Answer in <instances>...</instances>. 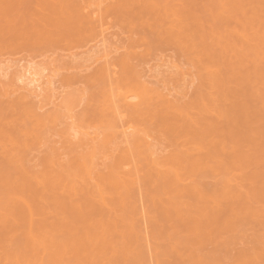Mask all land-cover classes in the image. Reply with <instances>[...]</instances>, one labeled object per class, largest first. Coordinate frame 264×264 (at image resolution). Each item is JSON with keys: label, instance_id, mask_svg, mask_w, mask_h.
<instances>
[{"label": "bare ground", "instance_id": "bare-ground-1", "mask_svg": "<svg viewBox=\"0 0 264 264\" xmlns=\"http://www.w3.org/2000/svg\"><path fill=\"white\" fill-rule=\"evenodd\" d=\"M51 1L54 4L56 13L61 16L64 15L65 4L70 3L71 6L72 3V0ZM97 1L99 2V0ZM212 2L219 15H226L229 18L228 21L243 25L241 30L236 24L234 26L226 24L223 31L218 33L217 39L224 44L221 55L223 56L224 52L226 58L232 56L230 54L232 50H240L241 45H244L243 95L247 97V100L234 105L233 108L237 111L239 119L246 118L248 124L253 125L258 119L264 120V89L261 87V85H264V0H212ZM91 4L94 3L91 2ZM74 5L76 6V4ZM132 5L135 7L138 5L145 6L147 17L145 18L143 14L136 18L129 16L131 24H134L132 25L133 29L141 31L140 28L142 27L143 31L144 27H147L150 29V31L148 30L150 33L145 32V30L139 33L145 38H149L152 34L151 36L156 39L164 40L165 45L167 43L173 45L196 66L199 76H201V84L197 92L200 100L206 98L208 89L210 90L209 98L211 101H214L215 96H218L220 92H224L222 85L224 81L220 77L223 69L218 66V58L214 55L212 45L206 40L204 26L207 23L194 15V11L189 8L188 0H123V2H117L116 0L113 8L119 6L127 11L125 9L132 8ZM70 8L68 7V10ZM69 13H71L70 18L65 19H75L73 24L76 26L81 27L82 23L86 22L84 30L92 31L95 29L93 23H95L99 11L98 14H95V18L93 17L94 12L91 13L92 16H87L88 19H80L83 17L79 18L77 16L76 18H79V21L76 18L72 19V12ZM78 14L80 13L78 12ZM127 15L129 14L127 13ZM214 21L217 22V19ZM218 22L220 24L225 23L221 19H218ZM75 25L74 27H76ZM37 33L40 35L38 29ZM238 39L242 41L238 43ZM105 52L104 50V53L99 54L98 51V55L95 54V58L92 57L95 61L101 60L109 53L106 54ZM130 54L126 56L127 58L125 57L124 62L122 60L123 66L126 65L127 68V65L131 67L130 64L133 61L131 59L136 57V55L135 57L132 55V52ZM92 57L89 59L91 60ZM231 60H233V57H231ZM238 61L241 62L240 57ZM22 66H20L21 69ZM24 68L23 72L19 71L20 74L17 79L19 82L24 83V85L21 83L24 88L19 87L22 90L26 89L33 94H38L39 91L41 92L38 89L44 86L42 83L44 72L42 73L40 68H34L35 70H33L32 66ZM107 68L108 66L106 68L104 66V69L97 74L100 78L106 77V82L102 79L104 84L101 85L102 88L98 96L100 102L98 107L100 104V108L93 110L92 113L95 124L91 126L90 124L83 125V123L72 122L67 140L71 145L68 148L69 150L61 153L53 151L48 154L44 158V169L41 173L31 174L25 170L24 148L26 139L32 137L36 141L42 142L49 124L58 120L60 114H40L35 109L28 108L16 115L18 117L16 121L10 119L5 121L8 125L0 127V146L5 160L4 165L0 166V180H2L0 188L7 197L6 200L0 202V229H5L0 230V258L4 260L5 264H144L143 258H139L141 252L138 253V251L142 250L139 247L140 250L135 249L131 255L127 252L114 254L116 245L120 244L121 237L125 233L121 231L113 232L106 227L104 217L105 209L109 211L116 210L115 217L112 215L109 217L110 224L116 227L122 222L124 225L129 224L131 226V236L135 238V247L137 246L136 243L140 241V232L137 229L140 227H136L139 225H137L135 217L122 219L116 208V197H129L130 194L129 196L126 194L129 191L128 188L132 185L133 187L138 185L136 182L140 177V171L144 170L143 163L146 160L142 162L139 158L138 161L142 164L140 163L138 168L142 165L143 169L132 168L136 163L131 158V155H133L131 152L135 154L140 152L141 155H137L142 156L149 150L143 158H148L147 161H151L154 157L157 158L156 161L158 162L153 160L151 162L152 166L149 168L150 170L153 169L152 171L156 170V173H153L154 177L147 168L150 164L145 163L147 172L151 174L148 175L157 178L156 181L152 180L153 178L151 179L155 183L160 182V180L165 182L162 183L165 187L163 185L162 188H164L161 191L172 200L178 199L184 202L187 197L201 198L204 201L198 202L205 209L213 205L218 206L221 198L235 204L241 197L251 202L256 196L252 186L243 191V186L236 185L233 172L240 170L241 165L229 166L233 160L248 163L250 156L240 152L234 141L226 144L222 130L219 131L215 127L218 123L216 120L201 118L198 111L192 110L194 106H187L189 104L186 106L181 104V107L178 101L171 100L162 89L151 86V84L148 85V82L142 80V76H138L134 70H131L130 74L126 73L125 79L120 76L122 79L117 78V80L115 78V81H113L114 73L111 75ZM7 71L4 70L5 73ZM120 79L121 81H119ZM10 82H7V84ZM19 82L18 84H20ZM12 86L9 84V87ZM46 86L48 87V85ZM52 86L50 87L52 88ZM249 100L255 102L256 110L253 109L254 106ZM156 104L160 107H155ZM204 107V111L212 113L213 117L216 114L217 119L228 116L230 111L228 105H222V110L211 108L207 103ZM129 113V116L136 114V118H141V120L138 121L135 116H132L134 117L133 120L130 121V119L125 123V115ZM224 120L227 121L228 118L226 117ZM142 122L143 125H140ZM133 124L139 126H133V128ZM146 124L148 128L156 124L153 129L155 133L169 132L171 140H175V144L179 149L172 153V156L168 155L162 160L161 158L158 159L156 157L158 151L154 149L153 143L151 144V141L148 140V136L152 135L150 131L152 128L150 130L145 129ZM187 124L192 128L189 133L185 131L186 128H183ZM141 126H143L144 131ZM90 127H94L95 130L91 132ZM136 128H139L138 132L140 131V134L138 132L134 133V131H137ZM227 133H230L229 128H227ZM129 134L134 140L130 141L134 149L136 147L140 150H137L138 152L131 151L129 147H126L127 145L122 147V150L119 148L121 152L118 150L116 161L108 166L110 170L104 174L99 168L98 159L104 157L108 152L113 155L116 151L113 148L118 145V142L114 143L116 139L119 136L120 138L126 136L128 139ZM126 138L124 139L125 142ZM114 144L116 147L113 146ZM151 148L154 150H151ZM111 149L114 151L111 152ZM66 155L68 157H65ZM227 156H229L230 162L227 160ZM134 160L136 161L137 157ZM132 161L134 165L130 167ZM215 163L217 166L214 165ZM14 165L20 166L22 171L17 174L12 173L11 169ZM215 172H217V175ZM211 175L218 176L221 184L220 192H207L199 181V179ZM189 180H192V182H188ZM166 189L168 193H165L164 190ZM209 195H211V199L208 198ZM208 199L210 201L207 203ZM136 205L132 203L134 211L138 208ZM192 208L194 209V207ZM45 216H48V218L46 219ZM200 218V216H195L194 220ZM203 219L215 221V217H211L210 214L204 215ZM189 227L192 230L198 228V226L193 227L192 225ZM16 233L20 237L17 242L7 237L9 234L13 236ZM145 237L147 238V236ZM262 256L253 258L252 261L260 259ZM158 258L157 256L155 259L159 260ZM131 259H133L132 262Z\"/></svg>", "mask_w": 264, "mask_h": 264}, {"label": "rangeland", "instance_id": "rangeland-1", "mask_svg": "<svg viewBox=\"0 0 264 264\" xmlns=\"http://www.w3.org/2000/svg\"><path fill=\"white\" fill-rule=\"evenodd\" d=\"M75 1L72 0L71 2L76 4V6H73L72 3L71 6L70 3L65 4L64 15L66 16H61L56 13L51 0H0V127L8 125L5 121L10 119L16 121L18 119L16 115L28 108L35 109L40 114H60L58 120L49 124L42 142H38L32 137L26 139L24 148L25 170L31 174H39L44 169V158L48 154L53 151L61 153L69 150L68 148L71 145L67 140L72 122L83 123V125L90 124L91 126L95 124V118L92 113L93 110L100 108V104L98 107V103H100L98 96L102 88L101 85L106 82V77L100 78L97 74L104 69V66L105 68L108 66L107 69H109L111 75L114 73L113 81H115V78L124 77L126 73L130 74L131 70H134L138 76H142V80L144 79L148 82V85L151 84V86L162 89L171 100L175 99L180 105L184 104L183 106L187 104H189L187 106H194L192 110L198 111L201 114V118H211L218 122L215 127L219 131L222 130L226 144L234 141L238 145L237 148L240 152L250 156L248 163L233 160L229 166L241 165L240 170L233 172L236 185L243 186V191L247 190V187L252 186L256 196L251 202L241 197L235 204L221 198L218 206L213 205L205 209L198 202L204 201L201 198L187 197L184 202L178 199L172 200L161 191L165 187L162 183L165 182L160 180L161 183L158 181V183H155L154 181L157 178H153V173H156V170L152 171L153 169H149L152 166L151 162L153 160L156 161L157 158L155 159L152 156L154 159L151 157V161H147L148 158L144 159L143 157L149 150L145 155L139 156L141 155L138 152L140 149H136V147L134 149L133 144L130 142L133 140L131 134H129L128 139L126 136H122L123 139L119 136V139L117 138L116 142H114L115 144L118 142L116 146L119 147L117 148L114 144L113 146L116 148L113 149H116V151L111 149V152L112 150L114 151L113 155L108 152L104 157L98 159L99 168L102 172L104 174L109 172L110 168L108 166L116 161L119 148L122 150V147L127 145L126 147H129L131 151L136 152L138 150L136 154L131 152L133 154L131 158L137 165H134L132 161L133 163L129 166L134 165L135 167L133 166L132 168H138V165L146 160L145 163L150 164L147 168L153 177L149 176L151 174L147 172L145 163H143L144 170L140 171V177L142 178L138 177L136 182L138 185H134V187L132 185V187L128 188L129 191L126 190V194L128 196L130 194V196L116 197L118 215L122 219L134 216L137 225H139L136 227H140V231L137 229L140 232V238L138 237L140 241L137 242L139 244L136 243V247L134 244L135 238L131 236V226L129 224L124 225L123 222L117 227L110 224L109 217L111 215L114 216L116 210H104L106 227L113 232L121 231L125 233L121 237L120 244L116 245L114 254L127 252L131 255L139 247L142 249L138 248L140 250L138 253L141 252V257L139 256V258H143L144 264H158V262H160L159 264H264V120L258 119L255 124L249 125L246 118L239 119V115L233 107L247 100V97L243 95L244 45H241L240 50H232L230 52L232 56L226 58L224 52L223 56L221 55L224 44L217 39L218 33L223 31L226 24L234 26L236 23L228 21L229 18L226 15H219L212 0H188L189 8L194 11V15L198 16L204 23H207L204 26L206 40L212 45L214 55L219 61L218 66L223 69L220 77L224 81L222 83L224 92H220L218 96H215V100L211 101L209 98L210 90L208 89L206 98L200 100L197 92L201 84V76H199V71L188 60L187 56L182 55V52L173 45L169 43L165 45L164 40L156 39L151 36L152 34H150L149 38H145L139 33L142 31L141 26H139L141 31L133 29L132 25L134 24H131L132 17L136 18L143 14L147 18L145 6L138 5L135 7L132 5V8L129 7L125 9L127 11H124L119 6H115V9L113 8L116 0H112L113 2L111 0H102V2L101 0L99 2L96 0V5L95 0H86V2L85 0ZM91 2L94 4H91ZM117 2H123V0H117ZM110 5L112 6L111 8ZM68 7L71 8L68 10ZM76 9L79 10L76 11ZM106 9L108 10L106 11ZM98 11L99 15H96V17L98 16L100 21L97 17L96 20L98 21L96 22L95 20V23H93L95 26L94 30H84L86 22L83 20V27L73 24L74 18L77 16L79 18L83 17L80 19H85L89 15L92 16L93 14L91 13L94 12L93 17L95 18V14H98ZM69 12H72L71 18L74 20L65 19L70 16L71 13ZM78 12L80 14L77 15ZM117 14L120 15L118 16ZM131 14L135 15L132 16ZM79 18L76 19L79 21ZM215 19H217V22L214 21ZM218 19L225 23L220 24ZM236 25L241 30L243 29L242 24ZM37 29L40 31V35L37 33ZM144 30L145 32L150 31L147 27H144ZM149 31L148 33H150ZM241 41V39H238V43ZM104 50L106 54L109 52L108 55L101 60L95 61L93 59V57L95 58L94 55H98V51L99 54H102ZM131 52L134 57L136 55V59L131 56L133 61L130 62L133 66L130 64L131 67L127 65V68L125 67L126 65L123 66L122 60L124 62L125 57L131 55ZM91 57L92 59L90 60L89 58ZM231 57H233V60H231ZM239 57L241 62L238 61ZM21 65H23L22 69ZM27 66H32L33 70H35L34 68H40L42 73L44 72L42 78L44 86L42 85L43 87L38 89L41 90V92L39 91L40 95L39 93L33 94L26 89L22 90L24 88L22 84L24 85V83L17 80L20 72H23L22 70ZM3 67L5 71L8 70L6 73ZM102 79L105 81L102 82ZM9 81L13 83L7 84ZM9 84L13 86L9 87ZM261 87L264 89V85H261ZM47 88L48 90H46ZM249 102L254 106L253 109L256 110L255 102L253 100H249ZM206 103L209 107L217 108L218 110H222V105H228L230 107L228 116L217 119L216 114H214L213 117L212 113L204 111ZM155 107L160 106L156 104ZM129 115L130 113L125 115V123L130 119L132 121L134 118L132 116L136 114ZM226 117L228 118L227 121L224 120ZM140 125H143V122ZM133 126L137 127L139 125L133 124ZM189 126L187 124L183 127L186 128L185 131L187 133L192 130ZM154 127H156V124H153L152 127L149 126V128L146 124L144 128H148V130L152 128L150 130L152 135L147 136L151 144L153 143L154 149L158 151L156 157L162 160L165 156H172L171 154L179 149L175 144V140H171L169 132L155 133ZM141 128L143 130V126ZM227 128L230 129L229 134L227 133ZM89 129L91 132L95 130L94 127ZM138 130L139 128L134 133L138 132ZM125 138L127 139L126 142L124 141ZM74 140L76 141V139ZM154 149L151 148V150ZM134 155L137 157L136 161L134 160L136 159ZM65 157H68V155ZM262 157L263 159H261ZM138 158L142 162H139ZM227 160L230 162L229 156H227ZM4 163L5 160L0 146V166L4 165ZM214 165L217 166L216 163ZM143 168L141 165L138 170ZM11 171L17 174L22 171V168L14 165ZM215 174L217 175V172ZM199 181L207 192L221 191L218 176L211 175L201 178ZM188 182L191 183L192 180ZM1 183L2 180H0ZM163 185L164 187L162 188ZM164 191L168 193L166 192L167 189ZM210 196L208 198L211 199ZM6 199L5 193L0 188V202ZM210 199L207 200V203ZM132 203L134 205L137 204L139 212L137 210L134 211ZM209 214L211 217H215V221L203 219L204 215ZM195 216H200L201 218L195 221ZM45 218L47 219L48 216H45ZM190 225L193 227L198 226V228L192 230L189 227ZM0 230L5 229L1 228ZM3 233L5 232L3 231ZM142 233H144V237ZM7 237H10L15 242L20 240L18 233L13 236L9 234ZM148 252L150 253L148 254ZM156 255L159 260L155 259L157 258ZM260 255H263L262 258L252 261L253 258H257ZM132 261L133 259H131ZM0 264H5L1 258Z\"/></svg>", "mask_w": 264, "mask_h": 264}]
</instances>
